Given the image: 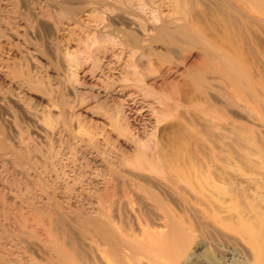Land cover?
I'll use <instances>...</instances> for the list:
<instances>
[{
    "label": "rangeland",
    "instance_id": "obj_1",
    "mask_svg": "<svg viewBox=\"0 0 264 264\" xmlns=\"http://www.w3.org/2000/svg\"><path fill=\"white\" fill-rule=\"evenodd\" d=\"M221 58L242 76L228 75ZM179 143L196 162L264 160V0H0V224L11 234L27 201L47 208L51 196L62 231L109 191L125 222L116 207L114 219L138 233L142 212L152 230L156 213L134 185L153 181L137 156L159 163ZM169 192L175 212H187L181 192ZM124 200L139 208L135 217ZM74 230L81 263L94 262L88 237ZM4 232L0 242L23 264L60 263L42 242L22 236L14 245ZM218 244L202 251L205 264H222L225 250L246 263Z\"/></svg>",
    "mask_w": 264,
    "mask_h": 264
},
{
    "label": "bare ground",
    "instance_id": "obj_2",
    "mask_svg": "<svg viewBox=\"0 0 264 264\" xmlns=\"http://www.w3.org/2000/svg\"><path fill=\"white\" fill-rule=\"evenodd\" d=\"M221 59H223L222 63L228 69V75L230 74L233 79L236 78V75L238 73L240 75V71H238L237 67L233 66V68L231 69L227 65L228 63H231L229 58ZM241 76L242 72L240 77ZM237 78H239V76ZM209 115L210 113H208V116ZM208 118H211L210 120L214 119L213 115H210ZM180 143L179 145L177 144L175 149H171L169 152H161L160 155L162 157V160L159 163L151 160H146L147 157L145 159L141 155L139 158L137 156L138 160L136 161V167L142 168L145 166V168L151 174L150 176L153 181L152 184L154 186L149 185L150 187H146L144 185H134V189L137 193L141 194V200L144 202V204L149 205L150 207H152L153 211H155L157 216L156 222L158 225L155 224L156 222H154V224L158 229H153L155 225H152V230L149 229L148 223L152 220H148L149 222L146 223L147 221H145L144 219L148 218L149 216L146 217V215L145 217L140 219L138 216L139 213L141 214L142 212H139L138 215L135 214L137 213L136 209L139 208H136L134 206L136 208H134L136 211L133 209L132 206L134 204H131V202H133L132 200L131 202H129L130 198L129 201H124L127 204H131V207H129V209H131V211L133 212L134 216L132 217H135L137 215L134 222H136V226L139 227V229L137 230L139 232H134L136 230L134 228L136 227L132 228L131 225H129L132 223L129 221L127 222H129L128 225L131 228L127 227V222L126 226H124V218H120L121 213L118 212L120 209L117 207L122 202H118V204L117 201H115V197H113L114 193H112V191V194L110 193V191H107V194L100 193L103 194V196L99 197L98 199L97 197L95 198V205L93 203V207L91 208L92 213L89 212L90 214L86 213L87 215H79L81 212H78L79 214L75 218L73 217L74 219L72 223L74 225L71 224L72 226L69 228H62V231H56V205L54 203L52 204V199H50L51 196L49 197V200H51V202L47 200L51 203V207L47 208H45L44 206L43 208L42 206L38 207V203L35 204L37 198L35 202L27 201L25 206L23 207L24 209H26V213H23L24 209H22V206H20L22 204V201H20V213H14L17 212L15 210L19 206L12 212L15 214L14 221L16 225L13 223V220L12 222L10 221L11 223H13V225H15V227L17 226L16 228L18 231L15 232V234H11L10 230L8 231L5 228L3 222H1L2 226L7 230L8 233L10 232V234L12 235V238H10L12 244L15 245L13 240L15 239L20 241L23 238L22 236H25L27 238L29 237L32 240L36 239V242L37 240L40 243L42 242L45 248L48 249L47 251H49V253L46 252V254L51 255L50 253H52L55 256V259H58V261L60 262L59 264H75L78 262L80 264H83L81 263L83 254L81 252V249L78 248L79 244H77V240L73 236V232H75L74 229H77L76 231L79 230V233L88 237L86 239H89L88 242L90 243V246L94 247L95 251L97 252L98 259L94 260L95 258L93 259L92 256L96 257L95 253H90L93 254L91 255V258L94 260V262L92 261V263H90L91 261L87 262L88 260H86L84 261V264H205L206 262L204 263V261H207L208 257H205L206 260L203 259L202 251L208 246L211 247V245H213L214 247L218 245L219 249L220 244L218 243H222L223 245L232 244L233 246H235L238 252L243 255V257L245 258L244 262L246 261L247 264H264L263 158L260 163H245L243 161L244 165L243 163L237 164L235 162L237 164L236 165L232 160V162L220 164L221 161L219 155L216 153V155L209 153L211 156L209 157L211 163L208 164L207 160L206 164L204 163L206 160L200 157L199 158L202 160L201 162H203V160L204 162L201 163L200 160H197L198 162H196V159L198 158L195 157H198V155H194L189 149L185 150L183 146L186 147V144L184 143L182 146L181 144L183 142L181 144ZM214 149H211L213 150L211 153H214V151H216ZM189 152L190 155H192V158H190V156L188 155ZM205 155L203 156V158L208 159V157H205ZM216 156L217 160L219 159V163L215 160ZM193 157L195 158V161L192 160ZM228 158L229 157L227 156V159L224 160L230 161L228 160ZM243 158L245 160L247 159L244 156ZM239 164H241V166H239ZM35 185L36 184H33L32 186L34 187ZM38 186L40 187V184ZM41 186L43 185L41 184ZM37 188L38 187L34 189ZM27 190L28 189H26V191ZM171 190L181 192L180 203L182 201V204H184L186 208L188 207V211L186 212L185 210L186 213L184 212V209L183 211L179 209V211L181 212L178 213L179 211L175 212V209L172 208L171 204L169 203L170 201L167 198V194L170 193L169 191ZM26 191L24 190V193L28 195L29 192L27 193ZM125 193L127 194L128 192ZM23 194L19 196H22ZM41 194L40 198H38L39 200H42V196L45 197V194H42V196ZM35 195L32 196V198H35ZM127 195L124 194L122 197L125 196V198H128ZM186 195L189 198L185 199L184 196ZM25 196H23L22 199ZM18 199L15 198V200ZM25 199H27V197ZM27 200H29V198ZM139 202L137 203L139 204ZM114 207L118 208L115 209L116 211L118 210L117 212L119 213L116 214L119 215V217H117L122 219L124 222H121L122 220L120 221V219L116 220V218L114 219V217H112L113 212L111 211ZM119 207L121 208V205ZM12 209H10V211ZM1 211L0 213H3L2 215H4V212ZM8 214H10V212ZM148 215L152 216L151 213ZM142 216L143 215H141V217ZM156 216L154 215L153 217L155 218ZM7 219H9V217ZM7 219H5V223L6 221L9 222ZM133 219L134 218H132L131 220L133 221ZM2 226L0 224V229L3 228ZM132 229H134V231ZM2 232L0 231L1 234ZM12 233L14 232L12 231ZM2 236L3 235H1V238ZM210 239L211 241H209ZM3 240H1V242H3L4 244L0 242V264H23L22 262L24 261L22 260H25L26 258L20 259L22 255L20 257L18 252L15 251V253L13 251L12 246H7L8 239L7 242H4ZM212 242L217 244H212ZM90 246H88V248H90ZM11 247L12 250L10 249ZM223 249H225V247ZM12 251L14 252V254ZM91 251H93V249H91L90 252ZM224 252V254H227V256L229 255V257L223 255V257L220 256L219 259L221 260L222 264H228V261H230L233 253L231 254L228 250H225ZM219 254L222 255L223 253ZM53 258V256L52 258L49 256L47 260L45 259V262L47 264H54ZM209 260L211 259H208V262ZM230 262L236 264V261L234 259H232V261Z\"/></svg>",
    "mask_w": 264,
    "mask_h": 264
}]
</instances>
